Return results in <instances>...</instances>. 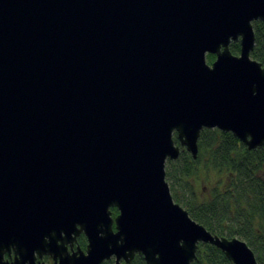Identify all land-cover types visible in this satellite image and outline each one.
<instances>
[{"label": "water", "instance_id": "water-1", "mask_svg": "<svg viewBox=\"0 0 264 264\" xmlns=\"http://www.w3.org/2000/svg\"><path fill=\"white\" fill-rule=\"evenodd\" d=\"M258 20L264 0H0V264H192L199 243L258 264L165 179L206 128L264 148Z\"/></svg>", "mask_w": 264, "mask_h": 264}, {"label": "trees", "instance_id": "trees-1", "mask_svg": "<svg viewBox=\"0 0 264 264\" xmlns=\"http://www.w3.org/2000/svg\"><path fill=\"white\" fill-rule=\"evenodd\" d=\"M252 24L255 43L250 57L264 66V21ZM230 50L238 53V43ZM214 59L206 55L208 64ZM173 139L179 144L176 134ZM197 146L196 158L180 147L176 160H166L165 179L173 200L211 234L243 240L258 264H264V148L248 150L232 133L216 128L203 129ZM78 243L85 248L83 236ZM129 264L145 262L137 253ZM192 264L232 263L215 246L199 243Z\"/></svg>", "mask_w": 264, "mask_h": 264}, {"label": "flooded vegetation", "instance_id": "flooded-vegetation-1", "mask_svg": "<svg viewBox=\"0 0 264 264\" xmlns=\"http://www.w3.org/2000/svg\"><path fill=\"white\" fill-rule=\"evenodd\" d=\"M231 45V44H230ZM239 46V45H238ZM231 51V50H230ZM239 52V51H238ZM232 53V52H231ZM233 54V53H232ZM238 53H236L235 55H237ZM84 237V235H80V236H78L77 238H76V242H74V244H73V246H72V248L70 247V245L69 244H67V251L69 252V253H72V251H75L76 250V245L77 246H79V243H78V241H79V238L80 237ZM84 239H85V237H84ZM85 244H86V239H85ZM80 247V246H79ZM81 248V247H80ZM110 260H113L114 261V259H110ZM3 262H6V263H8V264H11V263H13L14 262V252L11 250L10 251V254H8V253H5L4 254V257H3ZM39 262H42V263H44V264H55V262L53 261V259H52V257L51 256H49V255H42V257H41V259L40 258H38V256L36 255V259H35V264H38ZM130 263V262H129ZM129 263H127V264H129ZM23 264H28V263H23ZM122 264H126V263H124L123 261H122Z\"/></svg>", "mask_w": 264, "mask_h": 264}, {"label": "rangeland", "instance_id": "rangeland-1", "mask_svg": "<svg viewBox=\"0 0 264 264\" xmlns=\"http://www.w3.org/2000/svg\"><path fill=\"white\" fill-rule=\"evenodd\" d=\"M166 163V162H165ZM166 165V164H165Z\"/></svg>", "mask_w": 264, "mask_h": 264}]
</instances>
